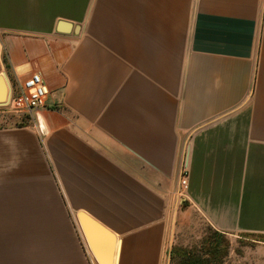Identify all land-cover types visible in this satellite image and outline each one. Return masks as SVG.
I'll list each match as a JSON object with an SVG mask.
<instances>
[{
  "label": "crops",
  "instance_id": "1",
  "mask_svg": "<svg viewBox=\"0 0 264 264\" xmlns=\"http://www.w3.org/2000/svg\"><path fill=\"white\" fill-rule=\"evenodd\" d=\"M3 52L50 94L0 110V264H163L175 212L264 236V0H0Z\"/></svg>",
  "mask_w": 264,
  "mask_h": 264
},
{
  "label": "rangeland",
  "instance_id": "2",
  "mask_svg": "<svg viewBox=\"0 0 264 264\" xmlns=\"http://www.w3.org/2000/svg\"><path fill=\"white\" fill-rule=\"evenodd\" d=\"M9 83L15 91L16 84L11 83L10 80ZM0 110L9 112L12 116H20V121L19 119L9 121L12 125L29 123L28 114L14 112L7 106ZM6 123L0 121V126H4ZM184 255L196 259L193 264H264V236L219 234L198 216L184 217L176 215L175 212L163 264H181L185 258L180 256ZM185 264L192 263L186 261Z\"/></svg>",
  "mask_w": 264,
  "mask_h": 264
},
{
  "label": "built area",
  "instance_id": "3",
  "mask_svg": "<svg viewBox=\"0 0 264 264\" xmlns=\"http://www.w3.org/2000/svg\"><path fill=\"white\" fill-rule=\"evenodd\" d=\"M50 92L39 73H32L23 82H17L15 91L11 87V94L7 107L17 113L32 114L44 107ZM188 168L183 164L180 168L179 185L181 188L187 184Z\"/></svg>",
  "mask_w": 264,
  "mask_h": 264
},
{
  "label": "water",
  "instance_id": "4",
  "mask_svg": "<svg viewBox=\"0 0 264 264\" xmlns=\"http://www.w3.org/2000/svg\"><path fill=\"white\" fill-rule=\"evenodd\" d=\"M70 28H71V25L69 23L59 22L56 30L59 33H66L67 30H69ZM10 94H11V86H10L9 80H8L6 74L3 73L2 76H0V107H4L7 105L9 98H10ZM83 224H84V222H83ZM85 225L86 224H84V226ZM84 228H85L86 232H88V230H89L88 227L85 226ZM107 236H108V240L113 245V242H114L113 236H109V235H107ZM89 238H90V236L87 235L88 240H90ZM118 255H119V246H117L114 264H117ZM110 262H111V257L108 258L107 262L101 261V264H111Z\"/></svg>",
  "mask_w": 264,
  "mask_h": 264
},
{
  "label": "trees",
  "instance_id": "5",
  "mask_svg": "<svg viewBox=\"0 0 264 264\" xmlns=\"http://www.w3.org/2000/svg\"><path fill=\"white\" fill-rule=\"evenodd\" d=\"M2 62H3V66H4V68H5V71H6V73H7V76H8V78H9V80H10V82L11 83H14V84H16L17 83V81H16V79L14 78V76L12 75V73H11V70H10V65H9V63H8V59H7V56H6V53L5 52H3L2 53ZM213 230V229H212ZM215 231V230H214ZM216 233H219V232H217V231H215ZM219 234H222V233H219ZM176 256H178L177 254H175ZM180 257H184L185 259L183 260V263H181V264H185V262L187 261V263H192L193 264V262H194V260H196V259H192V258H188V257H186L185 255L184 256H180ZM173 258V257H172ZM174 259V258H173Z\"/></svg>",
  "mask_w": 264,
  "mask_h": 264
},
{
  "label": "bare ground",
  "instance_id": "6",
  "mask_svg": "<svg viewBox=\"0 0 264 264\" xmlns=\"http://www.w3.org/2000/svg\"><path fill=\"white\" fill-rule=\"evenodd\" d=\"M112 264H114V261H113V263Z\"/></svg>",
  "mask_w": 264,
  "mask_h": 264
}]
</instances>
